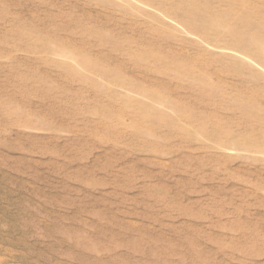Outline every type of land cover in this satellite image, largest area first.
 I'll use <instances>...</instances> for the list:
<instances>
[{"label": "rangeland", "instance_id": "rangeland-1", "mask_svg": "<svg viewBox=\"0 0 264 264\" xmlns=\"http://www.w3.org/2000/svg\"><path fill=\"white\" fill-rule=\"evenodd\" d=\"M0 264H264V0H0Z\"/></svg>", "mask_w": 264, "mask_h": 264}]
</instances>
